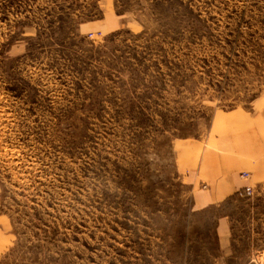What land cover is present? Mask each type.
Segmentation results:
<instances>
[{
	"label": "rangeland",
	"instance_id": "rangeland-1",
	"mask_svg": "<svg viewBox=\"0 0 264 264\" xmlns=\"http://www.w3.org/2000/svg\"><path fill=\"white\" fill-rule=\"evenodd\" d=\"M263 94L264 0H0V264H264V183L180 169Z\"/></svg>",
	"mask_w": 264,
	"mask_h": 264
},
{
	"label": "crops",
	"instance_id": "crops-1",
	"mask_svg": "<svg viewBox=\"0 0 264 264\" xmlns=\"http://www.w3.org/2000/svg\"><path fill=\"white\" fill-rule=\"evenodd\" d=\"M213 117L203 137L185 139L181 145L180 169L194 187L196 210L264 183V94L251 108L218 112ZM218 226L227 249L231 246V226L226 218ZM10 236L0 214V256Z\"/></svg>",
	"mask_w": 264,
	"mask_h": 264
},
{
	"label": "built area",
	"instance_id": "built-area-1",
	"mask_svg": "<svg viewBox=\"0 0 264 264\" xmlns=\"http://www.w3.org/2000/svg\"><path fill=\"white\" fill-rule=\"evenodd\" d=\"M247 175H248V174H246V173L243 174V176H247ZM250 192H251V189L248 188V189H247V194L250 193Z\"/></svg>",
	"mask_w": 264,
	"mask_h": 264
}]
</instances>
